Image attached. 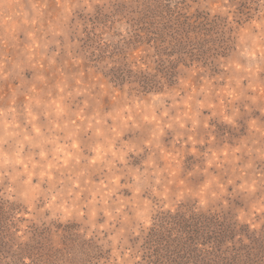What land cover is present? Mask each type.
<instances>
[{
  "label": "rangeland",
  "instance_id": "374dc122",
  "mask_svg": "<svg viewBox=\"0 0 264 264\" xmlns=\"http://www.w3.org/2000/svg\"><path fill=\"white\" fill-rule=\"evenodd\" d=\"M220 249L264 264V0H0V264Z\"/></svg>",
  "mask_w": 264,
  "mask_h": 264
},
{
  "label": "trees",
  "instance_id": "16d2710c",
  "mask_svg": "<svg viewBox=\"0 0 264 264\" xmlns=\"http://www.w3.org/2000/svg\"><path fill=\"white\" fill-rule=\"evenodd\" d=\"M263 246V244H262ZM262 246H259V247H262ZM240 254L239 252L233 250L231 253H230V257H232L231 259V264H240ZM209 255H211L212 257V260L210 261L212 264H229V260L227 259V256H228V253L226 250H222L220 249L219 251L216 250L215 253H209ZM246 260H248L249 262V256H245L244 257ZM172 264V263H171Z\"/></svg>",
  "mask_w": 264,
  "mask_h": 264
}]
</instances>
